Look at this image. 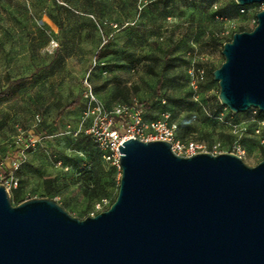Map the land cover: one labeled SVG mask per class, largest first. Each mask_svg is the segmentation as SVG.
<instances>
[{
    "label": "rangeland",
    "instance_id": "1",
    "mask_svg": "<svg viewBox=\"0 0 264 264\" xmlns=\"http://www.w3.org/2000/svg\"><path fill=\"white\" fill-rule=\"evenodd\" d=\"M240 8L236 0H0V91L7 77L27 79L13 98L0 99V184L6 173L17 181L12 204L53 199L84 220L116 200L121 174L78 132L85 79L107 111L135 100L146 123L175 130L172 142H195L206 153L237 146L247 166L263 161L264 112L221 105L213 77L224 44L255 28L264 10ZM193 66L205 71L197 91L189 83ZM159 134L151 128L141 139Z\"/></svg>",
    "mask_w": 264,
    "mask_h": 264
},
{
    "label": "water",
    "instance_id": "2",
    "mask_svg": "<svg viewBox=\"0 0 264 264\" xmlns=\"http://www.w3.org/2000/svg\"><path fill=\"white\" fill-rule=\"evenodd\" d=\"M256 18L224 44L213 72L233 113L264 112V10ZM118 148L117 198L84 220L53 199L14 206L0 184V264H264V160L182 157L164 140L131 138Z\"/></svg>",
    "mask_w": 264,
    "mask_h": 264
},
{
    "label": "built area",
    "instance_id": "3",
    "mask_svg": "<svg viewBox=\"0 0 264 264\" xmlns=\"http://www.w3.org/2000/svg\"><path fill=\"white\" fill-rule=\"evenodd\" d=\"M257 5H260L264 9V3H259ZM248 12V8L241 7L242 14H247ZM253 29H249L248 31ZM53 44H55V47L58 46L54 42ZM189 75L190 86L194 91H197L200 87V84L205 79V71L204 69L200 68L196 69V67L193 66L190 69ZM84 97L88 104L81 117L78 132H83L85 135H88L95 145L100 149L103 161L112 165L120 174L122 172V168L120 165V151L118 147L123 145L124 141L131 138L142 140L141 137L151 128L160 133L151 139L164 140L171 143L172 150L175 154L179 155L183 153L185 156L182 157H191L197 153H201L199 150V145L195 142H189L187 144H183L180 141L172 142L171 140L175 130L168 127L165 123H146L143 119V113L139 107V103L135 100L133 103H131V105L116 103L111 110L107 111L102 103L98 100V97L95 94L88 79H85ZM258 111V109H255L256 115ZM117 119H124L127 121L126 128L123 133L119 128L115 127ZM217 148L218 145L213 146L212 154L218 155L221 153L216 151ZM234 149L235 154L240 156V148L234 146ZM21 165L22 156L12 162L13 171L19 170ZM8 179L10 178L8 177L5 179L6 181L3 185L6 186L8 191H10L12 188L15 189L18 184L17 181ZM101 203L105 205L107 200L102 199Z\"/></svg>",
    "mask_w": 264,
    "mask_h": 264
},
{
    "label": "trees",
    "instance_id": "4",
    "mask_svg": "<svg viewBox=\"0 0 264 264\" xmlns=\"http://www.w3.org/2000/svg\"><path fill=\"white\" fill-rule=\"evenodd\" d=\"M245 7L248 8V6H245ZM242 31H248V30L247 29H241V32ZM229 41H231V40H228V42ZM100 56H101V52L99 51L97 53V57H100ZM26 81H27V79H23V78H21V79H12L11 77H7V87L0 91V99L13 98L17 94L16 87L21 85V84H23ZM70 107H71V105H69L66 108H64V110H67V108H70ZM258 113L262 114L261 111H258ZM61 114H62V112H61ZM121 122H122V119H117L115 127L119 128L120 131L123 133L125 131L126 125L124 124L123 126H121L120 125ZM100 153H101V151H100ZM101 158H102V153H101ZM90 172L91 171H85V174H87V176H89ZM6 177H9L8 173H6ZM14 191H15V199L18 201L19 200V196H18L17 189H15Z\"/></svg>",
    "mask_w": 264,
    "mask_h": 264
}]
</instances>
